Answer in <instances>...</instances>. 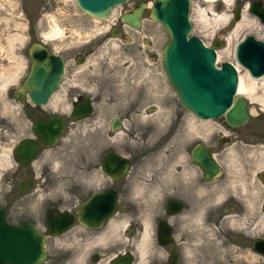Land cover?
I'll list each match as a JSON object with an SVG mask.
<instances>
[{"label":"rangeland","instance_id":"1","mask_svg":"<svg viewBox=\"0 0 264 264\" xmlns=\"http://www.w3.org/2000/svg\"><path fill=\"white\" fill-rule=\"evenodd\" d=\"M140 1L150 5L154 0H129L115 7L108 19L98 21L83 14L75 0H0V206L6 209L9 222L29 220L42 231L47 200L70 205L80 186L87 190L99 186L93 182L99 177L93 167L108 148L127 155L141 145L139 131L158 133L169 128L176 119L187 136L184 139L187 150L191 142L202 139L207 143L212 138L217 141L223 135L233 138L222 147L218 144L215 147L222 148L224 173L221 179L236 184L235 189L239 188L241 181L257 180L258 173L264 169V88L258 85L253 96H246L251 102V115L248 122L240 127L227 126L223 118L201 120L185 110L161 66V52L169 40L168 34L150 18L149 8L144 10L138 29L120 28L121 14ZM253 1L232 0L227 6L220 0L212 5L213 13L218 17L226 15L228 20L215 23L210 14L211 23L207 27L196 21L199 7L209 10V5H205L203 0H191L189 14L192 24L190 34L199 37L208 46L215 39L223 41V46L217 49V65L224 61L237 64L245 82L247 78L244 75L248 71L236 62L235 48L247 35L264 42V24L258 19L257 24L249 28L238 26L234 14L238 9L241 14L247 3L250 8ZM260 1L264 6V0ZM56 25L62 35L50 36ZM114 26L121 30L116 36L110 34ZM30 40L71 57L76 52L88 51L85 62L71 70V74L79 78L75 80L79 84L75 87L76 91L93 94L92 76L98 74L100 78L118 71L125 79L134 66L139 76L144 78L147 93L139 115L131 113L132 119L124 120L118 131L111 133L108 121L128 107L107 105L105 103L109 100L104 98L95 107L97 115L73 122L70 118L72 107L67 102L62 104L59 99L55 113L65 118L63 136L56 146L43 150L31 167L18 168L12 155L14 146L21 139L29 138L32 132L31 119L15 102L12 88L25 75V50ZM224 48L229 51L227 55L222 54ZM4 81L5 87L2 86ZM130 85L125 81L119 88L126 92ZM117 87L114 86L115 90ZM62 94V90L55 93L59 97ZM150 107L154 108L153 112L148 111ZM47 108L52 109L50 104ZM169 175L172 176L171 172ZM27 180H32L33 186L21 193L18 187ZM137 191L140 193V190ZM160 191L159 188H152L143 193L157 195Z\"/></svg>","mask_w":264,"mask_h":264},{"label":"flooded vegetation","instance_id":"2","mask_svg":"<svg viewBox=\"0 0 264 264\" xmlns=\"http://www.w3.org/2000/svg\"><path fill=\"white\" fill-rule=\"evenodd\" d=\"M119 20L120 28L125 26L133 29L121 21V16ZM120 32L114 26L110 34ZM33 43L35 42L30 40L25 50V75L12 88L15 102L20 104L31 119L30 139H35L33 123L37 119L59 115L55 113L56 109L49 110L47 106L60 90L63 91L59 97L60 102H67L70 107L89 97L94 109L92 116L97 115L95 107L104 98L109 100L105 103L107 105L128 107L119 116H113L108 121L111 133L118 131L114 130L115 126L119 125L120 128L124 120L132 119L131 113H140L147 93L144 78L139 76L134 66L125 79L118 71L101 75L100 78L98 74L92 76L90 82L94 86L91 89L93 94L76 91L75 87L79 84L75 80L79 78L74 73L71 74V70L85 62L88 51L76 52L71 57L65 53H57L41 43L47 48V52H40L33 58L29 54V47ZM37 62L52 67L49 80L59 74L61 67L63 69L46 104L35 103L30 98L29 91L22 95L24 101L14 95V89L23 83ZM125 81L131 85L123 92L119 86L124 85ZM114 86H118V89L115 90ZM151 110L154 108H148L149 112H153ZM138 133L141 134V145L135 150L125 155L108 148L99 162L94 163L93 168L99 177L93 182L99 186L91 190L80 186L70 205L47 200L41 231L45 235L46 252L42 264H264V256L259 253V247L255 246L258 241L259 246H264V169L258 173L257 180L241 181L242 185L235 189L236 184L221 179L224 173L222 148L215 147L217 144H227L233 138L223 135L217 141L212 138L207 143L201 138L200 141L191 142V147L187 150L184 147L187 136L180 129L177 119L161 132L146 130ZM197 144L210 149L211 156L221 167L219 177L206 179L201 167L193 161L192 152ZM16 145L12 155L17 167L28 168L18 162ZM45 149L41 147L39 155ZM109 151L128 160L127 168L117 179L111 178L105 169L109 165L103 164ZM31 166L32 164L29 167ZM30 181L33 186V181ZM152 188H159L164 193H143H148ZM109 189L117 194V206L112 215L98 228L80 224L76 218V210L93 193ZM99 206L105 209L107 204L103 201ZM49 211L53 215L69 212L74 218L67 229L59 234H52L45 216ZM143 240L146 241L144 246Z\"/></svg>","mask_w":264,"mask_h":264},{"label":"water","instance_id":"3","mask_svg":"<svg viewBox=\"0 0 264 264\" xmlns=\"http://www.w3.org/2000/svg\"><path fill=\"white\" fill-rule=\"evenodd\" d=\"M128 2V0H75L77 8L85 15L95 20H105L110 11ZM149 8L150 18L158 23L168 34L169 40L161 52L162 70L176 94L181 106L201 120L223 118L231 128L245 125L250 118V101L242 95H235L238 89L239 76L235 65L224 61L215 65L217 49L224 44L215 39L207 46L199 37L188 36L192 29L190 22L191 0H154L150 5L145 1L129 12L121 15V21L133 29L141 25L144 10ZM250 12L264 24V6L260 0L251 3ZM240 10H236L234 20H239ZM116 36L115 33L112 34ZM47 52L41 43L35 42L29 47V54ZM48 57L51 55H47ZM51 58H58L51 56ZM236 62L248 71L251 78L264 76V42L253 35L245 36L235 48ZM63 71L62 67L59 74ZM50 65L36 63L31 73L23 83L14 90V95L24 101L22 95L29 91L30 98L37 104H46L53 94L58 80ZM94 109L89 97L71 109L70 118L73 122L91 117ZM66 125L60 115H52L38 119L33 123L35 139L20 140L16 147V157L23 167H29L39 156L41 147L53 148L63 136ZM114 127V130L118 129ZM210 149L197 144L192 152L193 161L201 167L206 179H215L221 174L220 165L213 159ZM103 164L111 178L117 179L128 166V160L109 151L103 159ZM19 191L25 193L31 188V181H23ZM106 202L103 209L100 202ZM117 194L109 189L105 192H95L81 207L76 210V218L80 224L88 228H98L116 210ZM7 211L0 206V264H42L46 252L44 249L45 235L37 225L29 220L11 223L6 218ZM47 226L52 234H59L67 229L74 216L69 212L52 211L45 214ZM260 241L255 243L259 246Z\"/></svg>","mask_w":264,"mask_h":264},{"label":"bare ground","instance_id":"4","mask_svg":"<svg viewBox=\"0 0 264 264\" xmlns=\"http://www.w3.org/2000/svg\"><path fill=\"white\" fill-rule=\"evenodd\" d=\"M203 1L205 2V5H209V10L210 11L207 10L205 7L204 8L199 7L197 9L196 21H197L198 24H202V25H205V27H207V25H209L211 23L210 22L211 17H209L210 14L213 15L211 20L213 22H215V23L226 22L228 20V16H226V15L218 17L216 14L213 13L214 8H212V5L219 3L220 0H203ZM222 1L225 2V4H227V6H230L229 4L231 3L232 0H222ZM135 7H133V8H135ZM133 8H131V9H133ZM129 11H127V12H129ZM249 11H250L249 10V3H247L246 6L244 7V9L242 10L241 14H240L239 20L237 22L238 26H245V27L249 28L250 25L257 24V22H258L257 16H255L254 14H252L250 12L252 14L251 15L249 13ZM98 21H102V20H98ZM61 35H62V31L58 27V25H56L55 26V30L52 32V34H50V36L58 37V36H61ZM228 53H229V51H228L227 48H224L222 50V54L223 55H227ZM218 56H219V53H218ZM235 65H236V68H237V71H238V76H239L238 89H237V92L235 93V95L240 94V95H245V97L246 96L251 97V96H253V94L256 93V88L258 87V85H260V86H262L264 88V76H262L260 78H250V76L245 72L244 76L247 78V81L245 82L244 79H243V74H241V71H242L241 68L237 64H235ZM7 80H9V79H7ZM5 83H6V81H4V83L2 84L3 87H5ZM58 101H59V96L58 95H54L53 98L50 101V105H51V107L53 109H55V107L57 106ZM144 236L146 237V235H144ZM145 243H146V241L143 240L142 241V245L144 246ZM258 249L262 250L260 247Z\"/></svg>","mask_w":264,"mask_h":264}]
</instances>
